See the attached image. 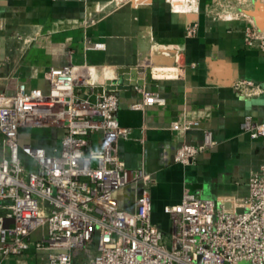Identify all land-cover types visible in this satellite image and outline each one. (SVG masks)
Returning a JSON list of instances; mask_svg holds the SVG:
<instances>
[{
    "label": "built area",
    "instance_id": "obj_1",
    "mask_svg": "<svg viewBox=\"0 0 264 264\" xmlns=\"http://www.w3.org/2000/svg\"><path fill=\"white\" fill-rule=\"evenodd\" d=\"M257 8L264 10V0H225L209 14L248 21L246 43L257 41L264 49V16L257 18ZM18 39L22 46L27 42ZM158 48L159 54H142L136 70L147 67L152 80L183 77L182 52ZM157 56L166 61L157 64ZM90 68L84 61L50 67L47 92L20 83L15 93H0V264H29V254L35 264H264V167L251 174L247 195L211 199L185 190L179 203L164 207L168 228L155 224V174L131 169L120 157L119 143L132 140L135 129L121 125L119 96L110 84L91 80ZM231 86L245 98L264 93L251 79L235 78ZM134 89L142 101L132 109L165 103L145 86ZM241 128L254 140L264 138V124L251 116ZM215 144L206 130L203 144L182 143L175 161L192 165ZM131 185L133 210L116 197Z\"/></svg>",
    "mask_w": 264,
    "mask_h": 264
},
{
    "label": "crops",
    "instance_id": "obj_2",
    "mask_svg": "<svg viewBox=\"0 0 264 264\" xmlns=\"http://www.w3.org/2000/svg\"><path fill=\"white\" fill-rule=\"evenodd\" d=\"M223 1L198 0L195 11L172 5L174 11L170 0H0V93L13 94L20 83L47 92L50 67L83 61L95 67L88 77L110 84L120 99L117 118L135 129L132 140L119 143L118 153L129 168L155 174L152 218L166 229L164 207L179 203L185 190L211 199L247 195L251 174L264 167V138L254 140L241 128L248 116L264 124V93L245 98L231 86L235 78H246L264 89V49L257 41L246 43L248 21L210 16ZM262 11L255 10L258 19ZM196 21L197 32L190 35ZM18 36L27 40L24 46ZM96 43L105 49H96ZM159 46L182 52L183 77L152 80L147 67L136 70L141 55ZM136 85L159 93L165 103L132 109L142 101ZM189 122L198 124L185 129ZM206 130L216 144L192 165L176 163L178 147L202 145ZM116 197L122 207L134 209L133 185ZM31 256L25 262L35 264Z\"/></svg>",
    "mask_w": 264,
    "mask_h": 264
},
{
    "label": "bare ground",
    "instance_id": "obj_3",
    "mask_svg": "<svg viewBox=\"0 0 264 264\" xmlns=\"http://www.w3.org/2000/svg\"><path fill=\"white\" fill-rule=\"evenodd\" d=\"M170 3L177 10H182V11H195L196 10L195 0H170ZM188 3L190 5H188ZM248 14L254 15L252 11H248ZM154 53L159 54V48L158 47H155Z\"/></svg>",
    "mask_w": 264,
    "mask_h": 264
},
{
    "label": "rangeland",
    "instance_id": "obj_4",
    "mask_svg": "<svg viewBox=\"0 0 264 264\" xmlns=\"http://www.w3.org/2000/svg\"><path fill=\"white\" fill-rule=\"evenodd\" d=\"M117 1H119V0H117ZM132 1V0H131ZM135 2V1H134ZM195 2H196V7H197V1L195 0ZM188 5H190L189 3H188ZM173 9V8H172ZM179 13H182V12H179ZM25 140H28V137H25L24 138ZM116 196H117V194H116Z\"/></svg>",
    "mask_w": 264,
    "mask_h": 264
},
{
    "label": "trees",
    "instance_id": "obj_5",
    "mask_svg": "<svg viewBox=\"0 0 264 264\" xmlns=\"http://www.w3.org/2000/svg\"><path fill=\"white\" fill-rule=\"evenodd\" d=\"M41 144L44 145V146H47V143H43V142H41Z\"/></svg>",
    "mask_w": 264,
    "mask_h": 264
},
{
    "label": "water",
    "instance_id": "obj_6",
    "mask_svg": "<svg viewBox=\"0 0 264 264\" xmlns=\"http://www.w3.org/2000/svg\"><path fill=\"white\" fill-rule=\"evenodd\" d=\"M148 49H149V48H148ZM148 49H145V51L147 52V51H148ZM145 51H144V52H145ZM134 74H135V73H134ZM135 84H137V83H134L133 85H135Z\"/></svg>",
    "mask_w": 264,
    "mask_h": 264
}]
</instances>
